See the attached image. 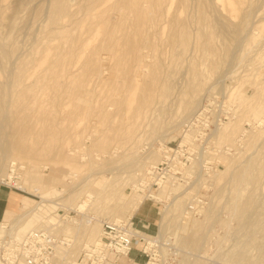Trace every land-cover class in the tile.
Returning a JSON list of instances; mask_svg holds the SVG:
<instances>
[{"label":"rangeland","instance_id":"rangeland-1","mask_svg":"<svg viewBox=\"0 0 264 264\" xmlns=\"http://www.w3.org/2000/svg\"><path fill=\"white\" fill-rule=\"evenodd\" d=\"M22 133L47 153H27ZM180 142L183 176L124 212ZM7 172L24 192L0 186L6 222L72 192V246L133 216L168 242L165 264H264V0H0V182ZM44 203L31 215L56 217ZM142 262L134 250L120 264Z\"/></svg>","mask_w":264,"mask_h":264},{"label":"built area","instance_id":"built-area-1","mask_svg":"<svg viewBox=\"0 0 264 264\" xmlns=\"http://www.w3.org/2000/svg\"><path fill=\"white\" fill-rule=\"evenodd\" d=\"M182 143L174 149L164 146L162 159L150 164L145 177L137 182L136 189L148 194L145 200L154 201L150 194H154V188L176 182L183 176L186 160L178 158L186 150L185 143ZM12 179L0 184L24 192L23 188L16 185L18 181ZM29 213L28 210L23 212L22 218ZM54 213L60 227L72 216L71 211L60 208ZM73 215L77 214L74 212ZM85 219L90 222V218ZM5 225L1 223L0 227L4 228ZM145 227L136 224L133 216L125 221L102 218L97 238L82 243L78 252L68 259L66 254L74 242L73 237L63 230L34 227L28 229L20 239L9 235L0 236V264H120L123 259L130 260L134 250L143 257L141 264H165L166 259L174 253L164 254L162 247L168 242L152 232H146Z\"/></svg>","mask_w":264,"mask_h":264},{"label":"bare ground","instance_id":"bare-ground-1","mask_svg":"<svg viewBox=\"0 0 264 264\" xmlns=\"http://www.w3.org/2000/svg\"><path fill=\"white\" fill-rule=\"evenodd\" d=\"M142 8V7H141ZM135 12V11H134ZM144 12V11H143ZM166 13V12H165ZM137 14L139 15V18H140V12H139V10L137 11ZM144 15V14H143ZM142 15V16H143ZM87 17V16H86ZM137 17V16H136ZM144 17V16H143ZM149 17V16H148ZM147 17V18H148ZM132 18V17H131ZM138 18V19H139ZM142 19V18H141ZM86 20V19H85ZM144 22H145V19H142ZM147 20V19H146ZM87 21V20H86ZM138 21V20H137ZM142 22V21H141ZM125 36V35H124ZM126 39V38H125ZM128 39V38H127ZM45 58H46V56H44ZM44 57H42L43 59H44ZM42 59V60H43ZM47 59V58H46ZM45 61V60H44ZM42 63V62H41ZM38 64V63H37ZM40 65V64H39ZM41 76V75H40ZM41 79H42V77H40ZM39 78V79H40ZM38 79V78H37ZM36 79V80H37ZM39 81L40 80H37L36 81V84H38L39 83ZM42 81H43V79H42ZM41 81V82H42ZM38 82V83H37ZM40 82V83H41ZM43 83V82H42ZM39 85H41V84H39ZM49 86V85H48ZM51 87V86H50ZM53 88V87H52ZM253 111V110H252ZM50 126V125H49ZM53 125H51L50 126V128L52 127ZM55 126V125H54ZM53 126V127H54ZM56 128V127H55ZM54 128V129H55ZM48 129V128H47ZM49 130V129H48ZM51 130H53V129H51ZM56 130V129H55ZM54 131V130H53ZM63 131V130H62ZM64 131H65V129H64ZM29 132H31V131H29ZM45 132H46V130H45ZM55 132V131H54ZM59 132H61V131H59ZM21 133V132H20ZM20 133H18V134H20ZM47 133V132H46ZM45 133V134H46ZM27 134H29L28 132H27ZM54 134L55 133H53L52 135H53V137H54ZM31 135V134H30ZM35 135V134H34ZM47 137L49 136V135H46ZM32 137L33 136H29V140H30V138L32 139ZM46 137V138H47ZM19 138H20V141H18V142H20V143H23L22 145H24V147L26 148L25 149V151L28 153V152H33V154H35V155H38L39 153H41V154H43L45 151H40V152H38L37 151V149H35L32 145H30V143H27L28 141H24L25 139V137H24V135H23V133L19 136ZM28 139H26V140H28ZM54 140L55 139H57V138H53ZM65 140H67V138L65 139ZM30 141H34V140H30ZM46 141H48V140H46ZM63 141V140H62ZM61 141V142H62ZM52 143H53V140H52ZM57 143H58V141H57ZM56 143V144H57ZM65 143V142H64ZM16 144V143H15ZM46 144H47V142H46ZM48 144H50V143H48ZM55 143H54V145H56ZM21 145V144H20ZM19 145V146H20ZM51 145V144H50ZM50 145H49V147H50ZM53 145V146H54ZM15 146H17V145H15ZM19 146H17V147H19ZM48 146V145H47ZM53 146H51L52 148H54ZM48 147V148H49ZM50 150H51V148H49ZM24 150V149H23ZM45 150H46V148H45ZM49 150V151H50ZM45 153H47V151L45 152ZM12 170L14 171V169L12 168ZM19 175V174H18ZM21 176V175H20ZM12 177H13V174L12 173H9V172H7L6 173V178L8 179V181H11V179H12ZM18 187H20V188H23L22 186H23V183L22 184H16ZM24 189V188H23ZM133 189L136 191V185H133ZM30 191H32V192H35V191H33V190H31L30 189ZM71 191H72V189H71ZM70 194H72V192H69V194L67 193L66 195H62V196H58V197H56V199L55 200H45V199H41V203L39 202V203H35V205H33L32 207H30V208H28L27 210L30 212V215L32 214V212H34V211H37V210H41V209H46V204L44 203V202H48V201H50V202H53V205L54 206H56V205H58L57 207H59V208H61L62 207V200L63 199H66V198H69L70 197ZM138 194H140V195H142V198H139V200H137V201H135V202H132L127 208H126V210L124 211V212H132V213H134L135 211H136V209L139 207V205L143 202V199H145L147 196H148V194L147 193H145V192H143V193H138ZM150 194H152L151 196L152 197H154V198H157V196L155 195V194H153V193H151L150 192ZM175 198V197H174ZM174 200V199H173ZM42 201H44V202H42ZM44 207V208H43ZM75 210H76V212L77 213H81L82 215H85V216H87V218H92V219H94V217L93 216H89V215H86V214H88L89 213V211L91 212V208L90 207H88V204H87V202H86V200H81V202L79 203V204H76V208H75ZM117 211H120V209L119 210H117ZM122 211V210H121ZM75 212V211H74ZM75 212V213H76ZM91 214V213H90ZM23 212L22 213H20V214H18L16 217H15V219H12L11 221H9V222H6V221H3V222H0V225H1V223H5L6 225L4 226V228H1L0 227V236H5V235H9V236H12V237H14L15 239H20L23 235H24V231H26L28 228H29V226H28V223L33 219H38V221H39V223H40V225H46L47 227H50V228H53V227H58V226H60L59 224H57V220H56V217L54 216V214H50V213H48V215H46V216H35V215H29L30 217H28V218H26V220H23ZM120 215H122V214H120ZM119 217H121V216H119ZM75 217H72V216H70V217H68V219H67V221H65V222H68L69 223V225H71L73 228H76L75 227V224L77 223V221H76V219H74ZM131 218V217H130ZM20 220H22L21 222H20V224H17L18 226H14L15 224H16V222L15 221H20ZM112 220H114V221H118V220H129V219H126V218H124V217H122V218H118V217H116L115 219H112ZM64 222V223H65ZM63 225V224H62ZM62 225H61V228L59 229V230H63L65 233H67V234H69L70 232H69V228H66V227H62ZM93 232V231H92ZM89 233V238H88V240L90 239V238H92L93 236H94V234L95 233ZM100 232V231H99ZM70 235V234H69ZM99 235V234H98ZM97 238V237H96ZM95 238V239H96ZM85 242H88V241H85ZM84 242V243H85ZM79 246V247H78ZM80 243H79V245L77 244V245H75V246H72V247H70V249L68 250V252H67V254H66V258L68 259V258H70L71 256H74V255H72L71 253H77L78 252V250H79V248H80Z\"/></svg>","mask_w":264,"mask_h":264},{"label":"crops","instance_id":"crops-1","mask_svg":"<svg viewBox=\"0 0 264 264\" xmlns=\"http://www.w3.org/2000/svg\"><path fill=\"white\" fill-rule=\"evenodd\" d=\"M0 186L4 187V185H2V184H0ZM5 187H7V186H5ZM7 188H9V187H7ZM9 190L13 191L14 189L9 188ZM15 191H17V190H15ZM18 192H20V191H18ZM0 195H1V191H0ZM21 198L26 203H28V197L27 196L22 195ZM12 209L13 208H11V206H7V205L5 207H3L2 211H0V218L2 217L0 222L6 221L7 219H10L12 216H14ZM124 260H127V259H124Z\"/></svg>","mask_w":264,"mask_h":264}]
</instances>
